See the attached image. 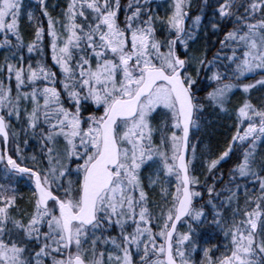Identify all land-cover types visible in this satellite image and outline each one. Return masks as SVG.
Segmentation results:
<instances>
[{
    "label": "snow or ice",
    "instance_id": "1",
    "mask_svg": "<svg viewBox=\"0 0 264 264\" xmlns=\"http://www.w3.org/2000/svg\"><path fill=\"white\" fill-rule=\"evenodd\" d=\"M211 2L209 9L208 0H202L200 11L191 15V0H170V10L161 16L153 15L150 0H67L61 16L49 11L46 0H36L46 29L36 8L29 7L34 33L25 41L24 0H0L5 49L0 59V264H264V154H259L264 97L259 103L250 98L254 87H264V0ZM206 12L205 34L223 32L213 37L219 46L211 57L206 44L190 51ZM228 22L232 27L223 30ZM45 31L59 77L43 59ZM25 48L29 55L37 53L34 62H25ZM246 73L258 75L239 82ZM201 87L208 90L198 95ZM234 89L242 90L235 103ZM88 102L100 108L89 111ZM209 108L234 124L218 154L209 142L193 139ZM161 110L167 115L157 127L151 117ZM21 131L25 144L29 136L37 139L40 161L35 152L21 151ZM10 140L16 143L15 156ZM233 153L236 162L228 177L222 171L216 175ZM200 157L205 175L213 174L211 183L192 174ZM148 165H154L149 185L158 184L163 196L175 177L171 202L155 213L141 179ZM18 174L34 185L31 210L23 215L14 183ZM248 179L258 185L255 190L248 188ZM201 184L228 247L216 258L209 252L213 246L204 247L197 261L191 224L181 231L178 222L199 220L205 213L203 202L195 204ZM217 197L235 205L230 223Z\"/></svg>",
    "mask_w": 264,
    "mask_h": 264
},
{
    "label": "trees",
    "instance_id": "2",
    "mask_svg": "<svg viewBox=\"0 0 264 264\" xmlns=\"http://www.w3.org/2000/svg\"><path fill=\"white\" fill-rule=\"evenodd\" d=\"M55 1V5L57 7H54L55 10L49 9V11L53 14L58 10V7H63L65 5L64 0H47V3L52 5ZM163 1V2H162ZM164 1L165 0H150V3L153 8V15L159 14L161 12V7L164 6ZM127 2V1H126ZM202 0H191L192 7L190 8V13L191 15H195L198 11H200V4ZM123 4V3H122ZM24 12L25 15L21 17V31L24 35L25 41H27L32 34L34 33V25L28 22L27 19V9L29 7H35L37 13L40 15L39 7L35 3H33L32 0H24ZM212 7V2L211 0H208V8L211 9ZM123 11L120 12V17L123 19ZM160 15V14H159ZM209 19V14L206 12V14L202 17V25L199 30V35L195 38L194 43L192 44V49L196 50H202L205 46L207 45V55L209 57L212 56L213 51L219 46V39L213 40V37H222L223 32H213L211 30L208 31L207 34H205L204 31V25L207 24ZM159 32L158 34L163 33V27L161 25H157ZM229 27H232V23L228 22L225 24L223 30H227ZM45 44V43H44ZM46 46V44H45ZM5 49L3 46H0V59H3ZM46 51V48H45ZM178 51L180 54H185L184 50L181 49V46L178 48ZM25 52V57L27 62L28 59H31L33 62L37 58V53L33 54H28L26 48L24 49ZM43 59L51 66L52 70L57 73V77L60 75L59 69L53 65L51 57H49L46 53H44ZM258 73H251V74H245L242 78H240L239 82H246L250 81L252 79H255L257 77ZM201 78L202 80L206 83V76L203 72H201ZM7 82V81H6ZM56 87L61 88V85L59 83V79L56 80L55 82ZM12 86L14 90V85H13V80H12ZM208 87H211V85H208ZM208 90L207 87H201L200 91L198 92V95H203L204 92ZM264 97V87H254V89L251 91L250 98L254 103H259L260 99ZM242 99V90L239 89H234L233 94H232V102H237ZM86 107L88 110L91 109L93 110V107L89 104V102L86 104ZM102 110V109H100ZM159 111L153 115V119L158 116ZM203 119L201 122V127L202 130L194 131L193 132V139H196L199 137V143L204 144L206 141L209 142L212 146V153L218 154L219 151L223 150V147L226 146L228 138L231 136V132L234 129V124L230 123L229 116L227 114L224 115H217L214 111H212L210 108L202 114ZM155 120V119H154ZM17 127L20 125L16 122ZM25 139L24 132L21 131L20 133V148L21 151L27 156L28 152H31V148H33V151L37 154L36 158L38 161L42 159V154L40 150V144L38 143L37 139L35 137L29 136L27 137L28 143L25 144L23 141ZM155 142H157L155 140ZM2 140L0 138V147H2ZM9 151L10 154L13 156L16 155V143L13 140H10L9 142ZM198 152L201 151V149H197ZM259 154H264V144H261L259 146ZM259 158V157H258ZM236 162V154L233 153L230 157L227 159H224L220 164L217 169V172L215 173L216 175H219L222 171L223 176L225 178L228 177L229 175V169L232 166L233 163ZM31 163V161H29ZM44 164L47 163L46 160L43 161ZM193 175L197 176L201 181H204L205 183H211L212 182V176L213 174H208L207 176L205 175V169L203 165V158L200 157L194 162V170H193ZM261 174H264L262 172ZM25 176L27 177V180L30 181L29 177L23 174H18L14 183L16 186V191H17V205L20 208V215L24 214V210H31L28 202L25 204L24 200L30 199L31 204H32V192H33V187L31 184V188L27 187L28 191L31 193V197L28 198V191L25 189L27 184H25L23 181L22 177L19 176ZM142 179V178H141ZM26 180V179H25ZM251 179L247 180V186L250 189L255 190L258 185L254 181H250ZM0 182H4V178L0 176ZM31 182V181H30ZM143 182V180H142ZM224 180H218L215 184L216 188H221L223 185ZM144 187L145 184L143 183ZM257 185V186H256ZM254 186V188H252ZM21 187V188H19ZM147 193H148V200L149 204L151 205L153 212H158L160 210L161 205H165L167 203H170V197L168 198L167 196H163L161 192H156L155 195L152 197V192L150 189L145 188ZM199 190L201 191V196L195 199V204L196 205H201L203 202L202 206L205 208V213L202 215V217L199 220H192L191 217H186L185 219H182L180 223L178 224V228L181 231L189 230L188 227L186 229H182L181 224L185 221L191 224V231H190V236L196 242V248L193 250V257L199 261L200 258L203 255L202 249L204 247H209V252L210 255L213 256L214 258L219 257L222 253L227 254L226 248L228 245H226V237L224 235V232L219 229V227L216 225L215 221V216L213 214V209L210 204L207 203V188L204 186V184H201L199 186ZM239 192V197H238V203L243 204L245 202V196L243 194V188L238 189ZM215 195V193H213ZM216 203L220 204V206L223 208V217L225 220H227L229 223L231 222V208L235 205H227L221 203L219 198L217 197ZM27 205V207L25 206ZM26 208V209H25ZM13 212L15 213L17 211L16 207H13ZM160 219V217H158ZM151 226L156 229L158 225L156 224L155 221H152ZM112 232H116V229L113 228ZM160 238L157 237V240L159 241ZM133 251H135L133 249Z\"/></svg>",
    "mask_w": 264,
    "mask_h": 264
},
{
    "label": "rangeland",
    "instance_id": "3",
    "mask_svg": "<svg viewBox=\"0 0 264 264\" xmlns=\"http://www.w3.org/2000/svg\"><path fill=\"white\" fill-rule=\"evenodd\" d=\"M32 1H33V3H35L36 5H38V3H36V0H32ZM126 1H127V0H122V3H126ZM66 2H67V0H64V3H65L64 6H66ZM162 2H163V1H162ZM46 3H47V0H46ZM164 3H165V4H164L163 7H161V12L159 13L161 16H166L167 11L170 10V9H169L170 0H165ZM47 6H48V8L51 9L52 11L55 10L54 7H57V6L55 5V1H54V3H53L52 5H50V4L47 3ZM38 7H39V5H38ZM61 8H62V7H58V10H57L55 13H53V15H61V16H62ZM39 11H40V15H39L40 22L45 26V29H46L47 19L43 16V13H42V11L40 10V8H39ZM44 43L46 44V46H45V48H46L45 53H46L49 57H51V49H50V47H48L49 40H48L47 32H46V31H45V39H44ZM181 49L184 50L183 46H181ZM51 59H52V58H51ZM52 62H53V65L56 66V67L59 69V67H58V65H56L55 61L52 60ZM189 70L192 71V72L195 74V68H194V67H190ZM59 71H60V69H59ZM246 74H251V73H246ZM13 85H14V87H15V84H14V77H13ZM89 104L93 107V110H95V109H99V108H100V106H98V105H93V104H91V102H89ZM29 107H30V105H29ZM90 111H91V110H90ZM166 115H167V113H166L165 111H163V110L159 111L158 116H156V117L154 118L155 120L153 119V116L151 117L153 124L156 125V126L158 127V126H159V122L162 121V120H164ZM12 121H13V123L17 126L16 121H15V117L12 118ZM169 124H170V121H169ZM168 130L170 131L171 128L169 127ZM199 130H202L201 125L199 126ZM198 132H199V131H198ZM159 138H160V132L157 131V132L155 133V136H154V141L156 140L157 143H158V142H159ZM30 150H31V152H28V154L34 153L33 148H31ZM36 159H37V158H36ZM153 167H154V165H148V166H145V167L143 168L142 175H141V178H142V180H143V183L145 184V188L150 189V191L152 192V197L155 195L156 192H160V186H159L158 184H157V185H151V186L149 185V171H150V169L153 168ZM153 175H155V173H153ZM159 176L161 177V179H163V177H164V173H163V171H161V172L159 173ZM19 177H22V178H25V179H26V180L23 179V180H24L23 182H24L25 184H27V186H26L25 189L28 191V189H27V187H28L29 190H30V188H31V184H32V183H31L29 180H27V177H25V176H21V175H20ZM250 181H251V180H250ZM252 181H253V180H252ZM254 182H255V181H254ZM256 186H257V185H256ZM32 187H33V184H32ZM168 187H169V192H168L167 197L169 198V197H171V191L174 190V187H175V177H171V178H170ZM19 188H21V187H19ZM252 188H254V186H253ZM27 197H28V198L31 197V193H30L29 191H28V196H27ZM24 202H25V204H27V202H28L30 208L32 207V204H31L30 199H28V200H24ZM24 206H25V205H24ZM25 207H27V205H26ZM25 209H26V208H25ZM191 219H192V218H191ZM192 220H193V219H192ZM187 225H188L187 222L184 221V222L181 224L182 229H186V228H187ZM158 238H159V237H158Z\"/></svg>",
    "mask_w": 264,
    "mask_h": 264
},
{
    "label": "water",
    "instance_id": "4",
    "mask_svg": "<svg viewBox=\"0 0 264 264\" xmlns=\"http://www.w3.org/2000/svg\"><path fill=\"white\" fill-rule=\"evenodd\" d=\"M33 188H34V185H33ZM180 222V221H179ZM179 222H178V224H179Z\"/></svg>",
    "mask_w": 264,
    "mask_h": 264
},
{
    "label": "flooded vegetation",
    "instance_id": "5",
    "mask_svg": "<svg viewBox=\"0 0 264 264\" xmlns=\"http://www.w3.org/2000/svg\"><path fill=\"white\" fill-rule=\"evenodd\" d=\"M180 53H181V52H180ZM90 110H91V109H90ZM90 110H89V111H90Z\"/></svg>",
    "mask_w": 264,
    "mask_h": 264
}]
</instances>
